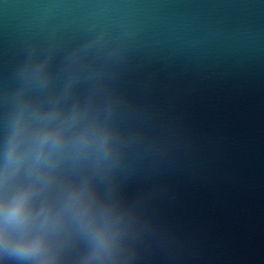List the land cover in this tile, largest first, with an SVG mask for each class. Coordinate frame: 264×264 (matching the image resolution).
<instances>
[{"label": "water", "instance_id": "1", "mask_svg": "<svg viewBox=\"0 0 264 264\" xmlns=\"http://www.w3.org/2000/svg\"><path fill=\"white\" fill-rule=\"evenodd\" d=\"M92 26L145 133L122 186L135 264H264V0H0V86L30 40Z\"/></svg>", "mask_w": 264, "mask_h": 264}, {"label": "clouds", "instance_id": "2", "mask_svg": "<svg viewBox=\"0 0 264 264\" xmlns=\"http://www.w3.org/2000/svg\"><path fill=\"white\" fill-rule=\"evenodd\" d=\"M108 27L27 42L0 86V264H135L142 221L122 195L144 130L116 86Z\"/></svg>", "mask_w": 264, "mask_h": 264}]
</instances>
